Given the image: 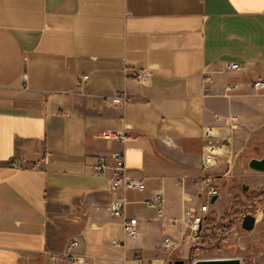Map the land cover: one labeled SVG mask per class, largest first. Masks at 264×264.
<instances>
[{
    "label": "crops",
    "instance_id": "obj_1",
    "mask_svg": "<svg viewBox=\"0 0 264 264\" xmlns=\"http://www.w3.org/2000/svg\"><path fill=\"white\" fill-rule=\"evenodd\" d=\"M257 80L264 0H0V264H50L73 237L87 264H169L164 237L182 242L185 209L214 210L235 178L264 187V173L237 161L248 142L264 143ZM120 93L123 107L104 102ZM230 115L238 122L215 169L225 176L207 199L204 131L221 143ZM115 151L145 186L125 192L135 239L123 238L109 210L117 194L90 168ZM156 192L161 218L147 205Z\"/></svg>",
    "mask_w": 264,
    "mask_h": 264
},
{
    "label": "built area",
    "instance_id": "obj_2",
    "mask_svg": "<svg viewBox=\"0 0 264 264\" xmlns=\"http://www.w3.org/2000/svg\"><path fill=\"white\" fill-rule=\"evenodd\" d=\"M227 69H235L237 65L230 63L225 65ZM86 76L81 78V81ZM209 80V78L207 79ZM252 88L255 90L264 89V80H257L252 82ZM226 91L232 89L231 85H227ZM128 101L127 95L120 93L114 97H108L104 99V102L114 108H121ZM238 117L236 115H230L227 117V132L222 138V142L215 144L210 141V135L208 131H204V137L208 142L203 146L200 154L199 162V180L203 187V190L199 194H204L207 199L218 195L217 180L225 175H219L216 172V166L221 157L226 156L228 151L227 145L230 142V133L236 128ZM103 137L107 138H119V133H104ZM111 161V162H109ZM228 162V160H227ZM90 168L100 177L104 178L108 182V188L111 192L117 195L111 200L109 205L110 213L113 217L118 218L121 224V230L124 239H135L138 236V223L136 217H128L126 215L127 200L125 198V192L127 190L142 191L145 186L143 182L137 178H134L126 172L124 164V157L122 152H112L109 154H99L96 157L95 162ZM127 180V190L119 189V181ZM148 207L153 210L157 217L164 216V197L160 192L154 193L147 201ZM209 212L208 202L200 205L198 209L188 208L183 211V224L187 238L193 243L197 244L200 239V233L202 230L203 215ZM175 222V221H173ZM113 246L120 247L119 241H112ZM165 246L169 248H175L179 245L177 241H174L170 236L164 237ZM77 246V240L75 237L68 240L64 249L60 252H50L48 259L50 264H87L86 259L78 255L75 252Z\"/></svg>",
    "mask_w": 264,
    "mask_h": 264
},
{
    "label": "rangeland",
    "instance_id": "obj_3",
    "mask_svg": "<svg viewBox=\"0 0 264 264\" xmlns=\"http://www.w3.org/2000/svg\"><path fill=\"white\" fill-rule=\"evenodd\" d=\"M259 141L254 139L248 142L238 157L237 161L244 167L247 168L251 158L264 155V143ZM247 173L250 171L247 170ZM256 185L251 179L235 178L234 187L229 189V193L223 192L221 204L220 200L209 203L214 210L207 213L208 219L202 225L199 242L193 244L185 232L169 264L175 260L191 264L196 259L207 258H238L241 264H264V187ZM244 214L256 217L254 228L250 231L241 228ZM226 223L229 226L223 228ZM185 243L189 244L188 251L183 250Z\"/></svg>",
    "mask_w": 264,
    "mask_h": 264
},
{
    "label": "water",
    "instance_id": "obj_4",
    "mask_svg": "<svg viewBox=\"0 0 264 264\" xmlns=\"http://www.w3.org/2000/svg\"><path fill=\"white\" fill-rule=\"evenodd\" d=\"M247 166L255 172L264 173V155L261 158H251ZM264 215V209H262ZM256 217L252 214H244L241 217V228L245 231H250L254 228ZM173 264H183L182 260H175ZM191 264H241L238 258H207L196 259Z\"/></svg>",
    "mask_w": 264,
    "mask_h": 264
},
{
    "label": "bare ground",
    "instance_id": "obj_5",
    "mask_svg": "<svg viewBox=\"0 0 264 264\" xmlns=\"http://www.w3.org/2000/svg\"><path fill=\"white\" fill-rule=\"evenodd\" d=\"M119 189L120 190H127V180H120L119 181ZM167 249H169V246H165Z\"/></svg>",
    "mask_w": 264,
    "mask_h": 264
},
{
    "label": "trees",
    "instance_id": "obj_6",
    "mask_svg": "<svg viewBox=\"0 0 264 264\" xmlns=\"http://www.w3.org/2000/svg\"><path fill=\"white\" fill-rule=\"evenodd\" d=\"M208 217H206V219H207ZM229 226V223H226V224H224L223 225V228H227ZM221 227H222V225H221ZM203 240V239H202Z\"/></svg>",
    "mask_w": 264,
    "mask_h": 264
}]
</instances>
